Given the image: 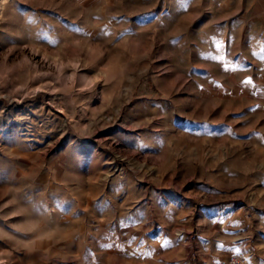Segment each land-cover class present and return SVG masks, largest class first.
<instances>
[{
	"label": "rangeland",
	"instance_id": "rangeland-1",
	"mask_svg": "<svg viewBox=\"0 0 264 264\" xmlns=\"http://www.w3.org/2000/svg\"><path fill=\"white\" fill-rule=\"evenodd\" d=\"M0 0V264H264V10Z\"/></svg>",
	"mask_w": 264,
	"mask_h": 264
},
{
	"label": "crops",
	"instance_id": "crops-1",
	"mask_svg": "<svg viewBox=\"0 0 264 264\" xmlns=\"http://www.w3.org/2000/svg\"><path fill=\"white\" fill-rule=\"evenodd\" d=\"M247 1H250L248 4V7H246V8L242 7L241 8L242 11L247 12V11H251L252 9L254 11L264 10V0H247Z\"/></svg>",
	"mask_w": 264,
	"mask_h": 264
},
{
	"label": "built area",
	"instance_id": "built-area-1",
	"mask_svg": "<svg viewBox=\"0 0 264 264\" xmlns=\"http://www.w3.org/2000/svg\"><path fill=\"white\" fill-rule=\"evenodd\" d=\"M226 264H248V261L242 254H233L227 258Z\"/></svg>",
	"mask_w": 264,
	"mask_h": 264
}]
</instances>
